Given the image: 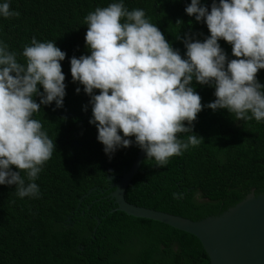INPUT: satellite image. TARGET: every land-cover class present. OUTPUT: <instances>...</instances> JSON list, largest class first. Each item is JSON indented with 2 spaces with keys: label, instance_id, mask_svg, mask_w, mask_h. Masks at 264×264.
<instances>
[{
  "label": "trees",
  "instance_id": "1",
  "mask_svg": "<svg viewBox=\"0 0 264 264\" xmlns=\"http://www.w3.org/2000/svg\"><path fill=\"white\" fill-rule=\"evenodd\" d=\"M8 2L10 10L20 15L0 18V41L17 53L20 63H24L23 46L32 37L54 42L66 54L61 61L66 94L62 107L55 108L53 102L33 114L55 149L35 181L39 198H18L14 185H0V264H210L194 235L159 221L111 211L116 204L107 196L114 189L110 185L130 167L139 148L134 144L120 148L111 159L104 154L95 126L88 123L89 97L81 85L72 82L69 58L89 54L83 18L113 0ZM123 3L128 10L143 9L182 58L186 34L201 42L209 35L202 21L184 12L190 0ZM201 3L207 7L212 0ZM218 43L228 59L234 58L229 44L222 39ZM256 78L264 85V69L258 70ZM192 86L202 106L215 99L213 87L195 81ZM77 87L81 88L78 94ZM34 99L39 103V97ZM235 119L225 109L202 107L192 124V132L202 142L170 157L163 167L144 155L126 187L125 199L201 220L221 214L252 190L264 193V120ZM109 175L114 179L109 180Z\"/></svg>",
  "mask_w": 264,
  "mask_h": 264
},
{
  "label": "clouds",
  "instance_id": "2",
  "mask_svg": "<svg viewBox=\"0 0 264 264\" xmlns=\"http://www.w3.org/2000/svg\"><path fill=\"white\" fill-rule=\"evenodd\" d=\"M184 12L202 21L209 35L201 42L186 34L183 58L143 9L128 10L123 0L84 16L89 54L70 57L69 71L89 97L88 123L109 159L134 144L145 159L165 166L202 142L192 132L202 107L225 109L235 120H264V85L256 78L264 69V0H212L207 7L190 0ZM19 15L0 0V18ZM221 39L234 58H227ZM20 55L24 63L0 41V185H14L18 198H39L35 181L55 149L33 114L41 105L63 106L66 54L32 37ZM193 81L213 87L215 99L202 106Z\"/></svg>",
  "mask_w": 264,
  "mask_h": 264
},
{
  "label": "water",
  "instance_id": "3",
  "mask_svg": "<svg viewBox=\"0 0 264 264\" xmlns=\"http://www.w3.org/2000/svg\"><path fill=\"white\" fill-rule=\"evenodd\" d=\"M144 155L139 149L130 167L125 168L110 185L114 189L107 196L116 204L112 212L120 210L127 215L159 221L194 235L209 256L210 264H264V193L255 194L252 190L221 214L201 220L135 205L125 199V190ZM112 178L113 175L108 176L109 180Z\"/></svg>",
  "mask_w": 264,
  "mask_h": 264
},
{
  "label": "flooded vegetation",
  "instance_id": "4",
  "mask_svg": "<svg viewBox=\"0 0 264 264\" xmlns=\"http://www.w3.org/2000/svg\"><path fill=\"white\" fill-rule=\"evenodd\" d=\"M114 177H115V176H114ZM113 179H114V178H113ZM67 222L71 223L70 219H69V220H67Z\"/></svg>",
  "mask_w": 264,
  "mask_h": 264
}]
</instances>
